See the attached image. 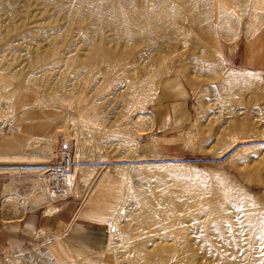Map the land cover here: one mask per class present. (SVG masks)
<instances>
[{"label":"rangeland","instance_id":"rangeland-1","mask_svg":"<svg viewBox=\"0 0 264 264\" xmlns=\"http://www.w3.org/2000/svg\"><path fill=\"white\" fill-rule=\"evenodd\" d=\"M216 36L227 53L239 37L248 65L213 53ZM0 128V223L24 240L0 264H149L185 222L205 264H264V0H0ZM65 152L69 195L45 181ZM42 207L77 221L24 235ZM164 212L181 225L140 224Z\"/></svg>","mask_w":264,"mask_h":264},{"label":"bare ground","instance_id":"bare-ground-1","mask_svg":"<svg viewBox=\"0 0 264 264\" xmlns=\"http://www.w3.org/2000/svg\"><path fill=\"white\" fill-rule=\"evenodd\" d=\"M157 2V1H156ZM165 2V1H164ZM153 6V5H152ZM154 7V6H153ZM146 14V13H145ZM147 19V18H146ZM145 19V20H146ZM191 32V31H190ZM182 42H184L183 40H182ZM187 42V41H186ZM187 43H185V45H186ZM185 47V46H184ZM211 50L213 51V53H215L216 55H217V53H216V50L214 49V48H212L211 47ZM98 52H100V51H98ZM105 52V51H104ZM94 53H95V51H94ZM109 54H111V53H109ZM94 56H95V54H94ZM97 56V55H96ZM95 56V57H96ZM98 56H100V53H99V55ZM106 56V55H105ZM112 56V55H111ZM218 56V55H217ZM104 57V56H103ZM113 57V56H112ZM111 57V58H112ZM105 58H108V57H105ZM110 58V59H111ZM114 58V57H113ZM112 60V59H111ZM119 60H120V58H119ZM105 61H108V59L106 60L105 59ZM113 61H114V59H113ZM117 61V60H116ZM103 62V61H102ZM110 62H112V61H110ZM108 64V63H107ZM114 64V63H113ZM91 65V64H90ZM102 66V65H101ZM95 67V66H94ZM111 67H112V65H111ZM119 67V66H118ZM98 68H101V67H98ZM114 69V68H113ZM119 69V68H118ZM84 103V102H83ZM0 134H4V132H3V129L2 128H0ZM79 168V167H78ZM77 166H75V167H73V169L71 170V172L70 173H68L66 176H65V178H64V181H63V183L61 184V186H60V188L58 189V193H60V192H62V194H63V192H64V187H65V185H66V194L67 195H69V194H72V193H74L75 191H76V186H77V182H78V178H77ZM79 170V169H78ZM46 172V171H45ZM45 181H46V186L48 187V189H49V191H51L50 190V184L48 183V181L45 179ZM62 190V191H61ZM54 193V192H53ZM55 195H56V193H54ZM62 194H60L59 196H61ZM58 195V194H57ZM170 204V203H169ZM163 209V208H162ZM162 209H161V211H162ZM254 209H256V208H248V209H246V211H248V210H254ZM258 209V208H257ZM185 210H187L186 208H185ZM157 211V210H156ZM170 211H172V210H170ZM89 212H94V211H91V210H89ZM143 212H147L148 213V211H143ZM153 212H154V210H153ZM158 212H160V211H158ZM166 212H168L169 213V211H166ZM175 213L177 212V210L176 211H174ZM182 212H184L183 210H182ZM186 212V211H185ZM146 213V214H147ZM152 213V212H151ZM161 213H163V212H161ZM160 213V214H161ZM166 214L165 212H164V214L165 215H162V216H159V215H155V216H153V217H150V216H148V214L146 215V217H143L142 219H141V221H140V224H142V226H143V224H154V225H156V224H160V223H163V222H166V224H170V225H173V226H177V225H179L180 224V222L178 221V219L180 218V214L179 215H177L176 217H172V216H169V214ZM222 213V212H221ZM221 213H219L220 215H221ZM87 214V213H86ZM153 214V213H152ZM155 214H156V212H155ZM189 214V213H188ZM222 214H224V213H222ZM173 215V214H172ZM184 215V214H183ZM186 215H187V213H186ZM218 215V214H217ZM216 215V216H217ZM219 215V216H220ZM224 215H226V213L224 214ZM143 216V215H142ZM178 216H179V218H178ZM189 216H190V214H189ZM223 216V215H222ZM221 216V217H222ZM183 217V216H182ZM181 217V222H184L182 219H184V217L182 218ZM186 217V216H185ZM207 217H210V216H207ZM214 217H215V215H214ZM102 218H105V217H102ZM217 218V217H216ZM223 218V217H222ZM222 218H220V219H222ZM202 219V218H201ZM200 219V220H201ZM206 219V217H204V220ZM209 219V218H208ZM208 219H206L205 220V222L208 220ZM218 219V218H217ZM219 219V220H220ZM105 220H108L107 222H108V224H110V226L112 225V224H114V225H116V222H115V220L114 219H112V218H108V219H106L105 218ZM180 220V219H179ZM199 220V221H200ZM203 220V221H204ZM198 221V220H197ZM196 220L194 221V222H197ZM198 221V222H199ZM202 221V222H203ZM217 222V221H216ZM192 223V222H191ZM183 224V223H182ZM185 224H186V222H185ZM185 224H183V226H179V228L177 229L176 228V230H172L173 231V233L171 234V237L173 238V240H171L170 238L169 239H166V240H162L161 239V243L162 244H169V243H171V241H173V243L176 245V247L175 246H173L172 244H171V246H169V245H167L166 247H164L163 248V250H160L159 249V251L156 253V255H155V257L153 258V259H151V258H149V259H151L150 260V263L149 264H155L156 263V261H155V259L157 258V257H159L160 255H161V253H163V257L165 256V257H167L166 259L168 260L167 262H171V264L173 263L174 264V261H176L178 264H205L204 262L205 261H203V260H201V261H203V262H201L200 260H198V253H199V250H197V249H194V251H191L190 249H189V247H188V242H187V240L185 239V238H183L184 236H183V234H182V232H184L183 231V228L185 227ZM203 224V223H202ZM153 225V226H154ZM181 225V224H180ZM194 225V224H193ZM196 225V224H195ZM201 225V224H200ZM204 225V224H203ZM211 225H213V224H211ZM117 226V225H116ZM141 226V225H140ZM152 226V227H153ZM162 226H163V224H162ZM168 226V225H167ZM172 226V227H173ZM113 227H115V226H113ZM171 227V226H170ZM225 227V226H224ZM143 228V227H142ZM150 229H153V228H151V227H149ZM168 228V227H167ZM188 227H186V229H187ZM214 228V227H213ZM145 228H143V230H144ZM172 229V228H171ZM148 230V229H147ZM154 230V229H153ZM145 231V230H144ZM117 231L115 230L114 232H113V235L112 236H114L115 235V233H116ZM142 232V231H141ZM144 233V232H143ZM185 233V232H184ZM189 233V232H188ZM235 233V232H234ZM155 234V233H154ZM168 234V233H167ZM190 234V233H189ZM206 234V233H205ZM240 234V233H239ZM231 235V234H230ZM229 235V236H230ZM148 236V235H147ZM147 236H146V234H145V236H144V234L142 235V234H137V235H134V236H132V237H130L129 238V240L127 241V242H129L126 246H135V245H139V244H142L143 242H144V240H148L147 239ZM185 236H186V234H185ZM169 237H170V234H169ZM237 237V236H236ZM229 238V237H228ZM151 239V238H150ZM156 239V238H155ZM154 239V240H155ZM228 240V239H227ZM61 241V240H60ZM150 241V240H149ZM152 241H153V239H152ZM151 241V242H152ZM177 241H179V242H177ZM229 241V240H228ZM232 241V240H231ZM155 242H156V240H155ZM159 242H160V240H159ZM158 242V243H159ZM59 243V242H58ZM146 243H148V242H146ZM152 243H154V241L152 242ZM177 243V244H176ZM232 243V242H231ZM156 245H157V242L155 243ZM161 244V245H162ZM192 244V243H191ZM160 245V246H161ZM197 245V244H196ZM232 245V244H231ZM147 246V245H146ZM192 246V245H191ZM260 246V245H259ZM141 247V246H140ZM197 247V246H196ZM63 248V245H61V243L58 245V247H55L54 249H55V251L59 254V251L61 250ZM64 249V248H63ZM138 249V248H137ZM146 249V248H145ZM154 249V248H153ZM162 249V248H161ZM131 250H133V249H130V251ZM214 250V249H213ZM233 250V249H232ZM146 251H147V249H146ZM162 251V252H161ZM173 251L175 252V251H178L177 253V256L175 257V259L174 258H172L174 255H173ZM201 251V250H200ZM257 251V250H256ZM155 252V251H154ZM249 252H250V254H252V255H254V252H252V251H250L249 250ZM258 252V251H257ZM257 252H255V253H257ZM64 253V255L65 256H68V258H70V260L69 261H66L65 260V257L64 256H62L61 254H59V257H60V261H61V263H59V264H83L82 262H87L88 261V259H89V257H79V258H75V256H72L71 255V253L69 252V251H67V250H65L64 252H62V254ZM149 253V250H148V252H147V254ZM143 254H145V253H143ZM139 255H141V254H139ZM153 255V254H152ZM210 255V254H209ZM77 256H79V255H77ZM82 256V255H81ZM134 256H135V254H134ZM142 256V255H141ZM144 256V255H143ZM143 256H142V258H143ZM151 256V255H150ZM157 256V257H156ZM248 256H249V253H248ZM251 256V255H250ZM259 256V255H258ZM149 257V256H148ZM152 257V256H151ZM161 259H163L162 257H160ZM159 258V259H160ZM207 258V257H206ZM221 258V257H220ZM241 258V257H240ZM251 258V257H250ZM261 258H263V257H261ZM137 259V258H136ZM144 259V258H143ZM159 259H158V261H159ZM165 259V258H164ZM164 259H163V262H164ZM170 259V260H169ZM203 259V258H202ZM227 259V258H226ZM252 259V258H251ZM250 259V260H251ZM145 260V259H144ZM147 260V259H146ZM146 260H145V262H146ZM208 260V259H207ZM222 260V259H221ZM135 261V260H134ZM138 261H139V259H138ZM149 261V260H148ZM238 261V260H237ZM247 261H249V260H247ZM247 261H245V263L247 262ZM81 262V263H80ZM95 262V261H94ZM97 262V261H96ZM131 262V261H130ZM136 262V261H135ZM143 262V261H142ZM212 262V261H211ZM257 262V261H256ZM92 263V262H91ZM229 263V262H228ZM248 263V262H247ZM246 263V264H247ZM251 263H252V261H251ZM260 263V262H259ZM132 264V263H131ZM165 264H166V262H165ZM210 264V263H209ZM234 264V263H233ZM253 264V263H252Z\"/></svg>","mask_w":264,"mask_h":264},{"label":"crops","instance_id":"crops-1","mask_svg":"<svg viewBox=\"0 0 264 264\" xmlns=\"http://www.w3.org/2000/svg\"><path fill=\"white\" fill-rule=\"evenodd\" d=\"M247 42L248 41H246V43ZM242 46L243 45H242L239 37H233L231 48L227 53L226 50L223 49L221 42L219 41L217 36L213 40V48L216 50L217 55L222 60H225L227 57H232V58H236L238 63H240V64L244 63V64L248 65L246 63L247 62V56H248L247 55V46L245 44V47H244L245 51H244L243 56H242V50H241ZM254 46L255 45L253 44L252 47H250V48L253 49ZM161 90H164V91H162L163 95H164L163 97L169 98V95L172 94V91H167L168 89H166V86L161 87ZM10 155L13 156V153H11ZM0 156H4V155L2 153H0ZM6 156H8V155H6ZM5 167H8V165H5V164H3V161H0V168H5ZM11 167H13V165H11ZM1 174H4V173H0V175ZM4 181H5L4 178L2 176H0V197L2 195ZM88 200H90V199H88ZM87 203H88V201H87ZM91 205L92 204L90 203L88 209H90ZM61 208H64L66 210V207H61ZM61 208L57 209V211L55 213L47 214L46 208L42 207L34 213H30V214L25 215V217H23L21 220L22 233L27 236V234L32 233V231H36L38 229H48L50 227L55 229L59 226L60 223L64 224L65 222H67L69 220H70L69 223H72V221H74L76 218V212H73V210H69L67 212L65 211V213H64V209H61ZM92 208H94V207H92ZM99 211H101V210H99ZM106 219H108V218H106ZM98 220L101 224H104L106 226H108V225L110 226V224H108V222H107L108 220H105V218L98 217ZM76 221L77 220H75V222ZM91 226H93V224L90 225V223H88V220L81 218L79 220V222L76 223V225L75 224L73 225V228H74V232L81 233L83 236H85V235H87V231H89V228H92ZM11 228H13V227H11ZM23 230L25 231V233L23 232ZM23 243H24V240L22 239L21 236L18 235V231L13 232L8 228L2 227V225L0 223V249L1 248L9 249V250L19 249Z\"/></svg>","mask_w":264,"mask_h":264},{"label":"built area","instance_id":"built-area-1","mask_svg":"<svg viewBox=\"0 0 264 264\" xmlns=\"http://www.w3.org/2000/svg\"><path fill=\"white\" fill-rule=\"evenodd\" d=\"M74 166L75 162L69 152L62 153L59 159L52 164L47 173V181L52 191H58L65 176L71 172Z\"/></svg>","mask_w":264,"mask_h":264}]
</instances>
